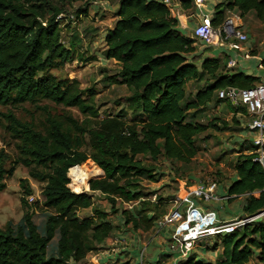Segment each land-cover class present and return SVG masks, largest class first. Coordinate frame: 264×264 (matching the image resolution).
<instances>
[{
    "label": "trees",
    "instance_id": "1",
    "mask_svg": "<svg viewBox=\"0 0 264 264\" xmlns=\"http://www.w3.org/2000/svg\"><path fill=\"white\" fill-rule=\"evenodd\" d=\"M64 11L50 0H0V105L48 100L77 107L86 115L81 121L72 114L44 108V127L37 128L12 110L2 114L7 130L19 143L16 162L29 167L30 175L44 183V205L51 212L43 226L37 225L26 199L33 191L28 179H22V203L27 209L16 228L0 227V264L81 262L89 253L107 246L116 228L111 219L113 211H121L126 226L150 230L168 212V205L160 195L152 201L155 193L142 186L144 178L159 179L157 167L144 164L139 156L155 161L160 156L191 161L198 152L196 136L208 128L222 127L214 120L207 124L191 121L189 112L211 102L218 105L227 101L234 123L240 125L237 115H249L247 108L219 93L229 88H251L260 80L241 71L229 72L219 58H205L201 67L194 63L190 56L196 50V39L178 28L177 19L162 0H118L116 22L105 35V56L120 64L118 73L109 78L132 90L126 100L137 118L129 120L124 111L99 118L98 108L84 97L77 78L61 79L53 73L73 58L72 50L62 41V26L57 20ZM87 11L88 7L80 12ZM230 11L241 17L254 12L264 21V0H221L216 3L212 24L219 26ZM204 75H210L212 82L199 89L193 99H187L188 82ZM219 121L228 126L227 121ZM246 146L240 150L237 177L227 191L232 197L245 196L244 214L254 215L264 209V165L255 160L253 140ZM88 159L99 166L95 171L104 172L89 184L92 191L105 196L110 212L94 206V195L79 192L87 189L89 175L81 164ZM4 161L1 153L0 191L13 170L6 169ZM70 176L75 191L69 186ZM120 201L136 206L121 209ZM89 207L93 215L81 218L80 209ZM55 237L54 251L49 252ZM214 246L222 249L215 261L191 255L180 264H264V219L222 235Z\"/></svg>",
    "mask_w": 264,
    "mask_h": 264
},
{
    "label": "rangeland",
    "instance_id": "2",
    "mask_svg": "<svg viewBox=\"0 0 264 264\" xmlns=\"http://www.w3.org/2000/svg\"><path fill=\"white\" fill-rule=\"evenodd\" d=\"M216 1L220 0H206V3H210L208 8H214L213 3ZM50 3L57 7H64L65 9L57 17V20H60L62 26V41L72 50L73 55L72 59L64 62L60 67L53 69V73L61 79L77 78L80 81L81 88L85 91L84 97L93 100V103L98 108L99 118H105L109 114H117L121 111L126 113L129 120L137 118V113L129 108L126 100L132 94V90L125 85L113 82L109 78L118 73L120 64L116 60L107 59L105 56V35L107 30L116 22L117 16L115 11L118 0H50ZM86 7H88L87 12H80ZM210 13L212 14V11ZM229 13L238 14L235 11H230ZM253 15V12L249 13L246 15V20L243 19V21L249 22V27L245 29L250 34L253 45L252 49L255 52H259L264 50V21L259 20ZM213 47L204 48V51L207 52L206 58L218 56ZM219 50L220 48H218ZM211 82L212 78L210 75H204L202 79L189 81L186 86L187 99H193L199 89L206 87ZM238 102L246 107L244 102ZM218 106L221 107L218 108ZM44 108L50 110L52 113L72 114L76 119L81 121L86 118V115L77 107H65L48 100L40 101L37 104L27 102L18 106L0 105V154L4 155L6 169H13L5 177V189L0 191V227L2 229H6L9 225L16 228L27 209L22 203V197L24 196V188L21 186L22 179H28V185L33 191L32 194L26 195V199L29 202V209L34 213V221L37 225L43 226L47 219V214L51 212V209H48L44 205L42 193L44 183L30 175L29 167L16 162L20 157L19 143L7 130V122L2 115L12 110L23 121L33 122L37 128H43L46 119ZM233 116L227 101L219 105L212 104L211 106L189 112L188 118L191 121L207 124L214 120L218 121V124L222 127L220 130L208 128L196 136L198 152L189 162L168 159L164 156H160L155 161L150 156L140 155L139 158L144 164L155 165L157 167L155 172L157 173L158 181L142 179L144 189L147 192L155 193L151 195V198L156 194L160 195L165 199L164 203L170 207V199L175 196L182 186H190L211 179L217 180L226 189L237 177L235 165L240 150L243 146L245 148L247 147L246 145L250 144L246 139L248 136L243 133V130H245L244 124L251 120V116L239 115L238 117L241 118L240 125L234 123ZM219 120L227 121L228 126H225ZM81 166H84L85 171L88 172V182L90 179L101 177L104 174L102 169L100 172L95 171V167L98 165L92 159H88ZM70 178L71 182L69 186L75 191L72 176ZM79 182L81 183L80 185H83L82 179ZM88 184L86 183L87 189L82 188L79 192L86 191L94 195V206L110 212L111 206L105 196L89 189ZM217 193L222 195L220 187H218ZM215 203L217 202H210L213 206L216 205ZM223 204L226 206L225 208H218L216 207L217 205L215 208L233 216L244 212L243 201L241 200L235 199L231 202L225 200ZM134 206L132 204L131 208ZM118 207L121 209L130 208L128 204L121 201L118 203ZM78 215L81 218L91 216L93 215V208L80 209ZM111 219L114 221L116 227L118 225L121 226L113 232V236L109 240L110 244L108 242L109 246L107 244L99 253L104 252V250L111 252L112 248H122L124 246L120 244L118 236L125 229V226L121 222L123 221L121 211L111 212ZM258 219H264V215ZM129 227H126V229ZM220 237L216 236L199 242L192 255L201 256L200 258H206V260L209 259L208 261H215L222 252L220 246L218 247L219 249L214 246L215 241L217 239L219 241ZM57 240L58 237H55L49 247V252L54 251ZM142 240L147 242L149 234H143ZM130 254L131 252H128L126 258ZM163 255L160 256V260H167V257ZM140 260L141 264H144V262L145 264H152L147 261L146 254ZM130 262L131 260L124 262V264H130ZM169 263H172V259H169Z\"/></svg>",
    "mask_w": 264,
    "mask_h": 264
},
{
    "label": "built area",
    "instance_id": "3",
    "mask_svg": "<svg viewBox=\"0 0 264 264\" xmlns=\"http://www.w3.org/2000/svg\"><path fill=\"white\" fill-rule=\"evenodd\" d=\"M162 1L171 11L178 4V0ZM192 35L204 46L228 47L239 51L244 57L250 56V52L244 47L249 39V33L241 26V23L237 22L234 14L228 13L219 26H214L211 19L206 18L194 27ZM237 66L238 61L231 57L227 67ZM219 95L228 97L234 104H238V101L245 103L251 116L248 128L254 134L253 144L256 146L257 153L255 160L264 165V84L239 89L238 92L235 88H229L221 90ZM218 185L217 180L211 179L190 186H182L170 199L172 204L170 211L156 221L158 231L167 224L174 223L172 240L176 252L183 260L192 255L199 242L240 230L246 224L264 215L263 209L254 215H243L229 220L219 218L214 209L203 207V203L217 199ZM152 199L156 200V195ZM128 205L132 207V203Z\"/></svg>",
    "mask_w": 264,
    "mask_h": 264
},
{
    "label": "crops",
    "instance_id": "4",
    "mask_svg": "<svg viewBox=\"0 0 264 264\" xmlns=\"http://www.w3.org/2000/svg\"><path fill=\"white\" fill-rule=\"evenodd\" d=\"M217 2L219 1H216L215 3H213L214 8H210V7L208 8L210 3H206V0H201V1L200 0H189V1H186L185 3H183L181 0H178V4L176 5L175 9L172 11V15L177 19L178 28L186 35L194 38L192 35L194 27L199 22L203 21L206 18L212 19L214 12H215V6ZM210 11H212V14L210 13ZM249 13H252V12H249ZM253 14H254L253 16L257 17L254 12ZM234 15L237 18V22L241 23V26L243 28L249 27V22L247 23L245 21L246 16L243 18L238 14H234ZM243 19L245 20L243 21ZM195 45H196V50L194 53H192V55L190 56V59L194 63H196L199 67H201V63L206 58V55H207V52L204 51V48H208V47L204 46L199 41H196ZM244 47L248 50V52H250L249 57H244L239 51L231 50L228 47L214 46L213 50L216 51L218 55L217 57H214V58L221 59L222 61L221 63L224 65H227L231 57L236 59L238 61V66L234 68L227 67L229 69L228 70L229 72L241 71L246 74L259 76L260 80L257 81L256 84H264V65H263L264 50L255 52L254 49H252L253 45H252L250 34H249V39L245 43ZM218 48H220L219 51H218ZM217 51L219 52V54ZM212 104H214V102H211L207 106H211ZM220 107L221 106H218V108ZM231 113L234 115V112L231 111ZM244 126H245L244 127L245 130H243V133H245L248 136L246 139L249 142H252L254 134L248 128V123H245ZM218 187L221 188L222 195L217 193V199L213 200L217 202L215 203L217 205V206L215 205L216 207L225 208L226 206L223 204L225 200H228L229 202H231L232 200H235V199L243 201V205H244L245 199L243 198L245 196L241 195L238 197H232L231 195H229L227 191L228 187L225 189L220 184L218 185ZM150 199L154 201L151 197ZM221 202L222 204H220ZM125 204H128V203L125 202ZM215 206L210 204V202L203 203L204 208L214 209L217 212V215L219 216V218L221 219L228 220V219H232L235 217L245 215L244 212H241L239 215L233 216L222 210L216 209ZM171 207H172V204L170 207H168V212L170 211ZM121 222L125 226V229L121 231L118 235L120 238V244L124 245L122 248H112L111 252L109 250H104V252H100V253L99 252L89 253L87 257H85V259H83L81 262H78V263L73 262L72 264H124V262H129L130 260H131L130 264H141L140 259L142 256H145V254H146L147 261H149V263L151 262L152 264H177V263L180 264L181 261L183 260L179 257L178 253L176 252L174 248V242L172 240V231L175 226L174 223L167 224L164 228H162L159 231L155 224L150 230L146 231L143 229L134 230L131 227L126 226L124 224V218H123V221ZM119 226L121 225H118V227ZM118 227H116L115 230ZM126 227H129V228L126 229ZM143 234H149V240L147 242L142 240ZM128 252H131V254L128 258H126V254H128ZM162 254H164L163 256L167 257L166 258L167 260H164V259L160 260V256ZM200 257L198 256V258ZM169 259H172V263H169Z\"/></svg>",
    "mask_w": 264,
    "mask_h": 264
},
{
    "label": "water",
    "instance_id": "5",
    "mask_svg": "<svg viewBox=\"0 0 264 264\" xmlns=\"http://www.w3.org/2000/svg\"><path fill=\"white\" fill-rule=\"evenodd\" d=\"M236 91L238 92L239 91V89H236ZM89 183V182H88ZM89 189H90V184H89Z\"/></svg>",
    "mask_w": 264,
    "mask_h": 264
},
{
    "label": "bare ground",
    "instance_id": "6",
    "mask_svg": "<svg viewBox=\"0 0 264 264\" xmlns=\"http://www.w3.org/2000/svg\"><path fill=\"white\" fill-rule=\"evenodd\" d=\"M201 1V0H200Z\"/></svg>",
    "mask_w": 264,
    "mask_h": 264
}]
</instances>
